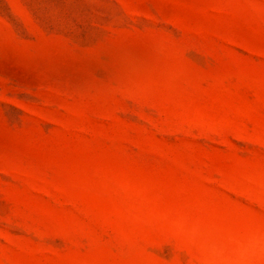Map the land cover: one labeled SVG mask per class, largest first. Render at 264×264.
Returning a JSON list of instances; mask_svg holds the SVG:
<instances>
[{"label":"rangeland","instance_id":"1","mask_svg":"<svg viewBox=\"0 0 264 264\" xmlns=\"http://www.w3.org/2000/svg\"><path fill=\"white\" fill-rule=\"evenodd\" d=\"M0 264H264V0H0Z\"/></svg>","mask_w":264,"mask_h":264}]
</instances>
